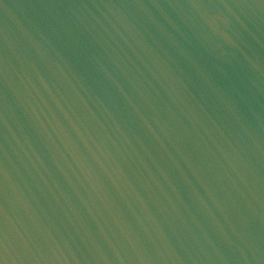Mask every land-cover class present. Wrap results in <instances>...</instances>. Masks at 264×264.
I'll return each instance as SVG.
<instances>
[{
    "label": "water",
    "instance_id": "1",
    "mask_svg": "<svg viewBox=\"0 0 264 264\" xmlns=\"http://www.w3.org/2000/svg\"><path fill=\"white\" fill-rule=\"evenodd\" d=\"M0 264H264V0H0Z\"/></svg>",
    "mask_w": 264,
    "mask_h": 264
}]
</instances>
